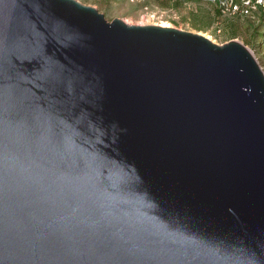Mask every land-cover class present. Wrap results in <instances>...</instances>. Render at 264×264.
Returning a JSON list of instances; mask_svg holds the SVG:
<instances>
[{
  "label": "water",
  "instance_id": "95a60500",
  "mask_svg": "<svg viewBox=\"0 0 264 264\" xmlns=\"http://www.w3.org/2000/svg\"><path fill=\"white\" fill-rule=\"evenodd\" d=\"M0 264H264L251 48L0 0Z\"/></svg>",
  "mask_w": 264,
  "mask_h": 264
},
{
  "label": "rangeland",
  "instance_id": "374dc122",
  "mask_svg": "<svg viewBox=\"0 0 264 264\" xmlns=\"http://www.w3.org/2000/svg\"><path fill=\"white\" fill-rule=\"evenodd\" d=\"M97 7L108 20L121 17L129 23H161L205 33L222 43L236 38L245 43L258 57L264 69V21L252 23L249 20L222 21V30L215 28L213 14L205 2L198 3V12L181 8V16H175L167 8L171 0H80Z\"/></svg>",
  "mask_w": 264,
  "mask_h": 264
},
{
  "label": "built area",
  "instance_id": "2783aa9c",
  "mask_svg": "<svg viewBox=\"0 0 264 264\" xmlns=\"http://www.w3.org/2000/svg\"><path fill=\"white\" fill-rule=\"evenodd\" d=\"M197 2L207 4L213 14L215 24L213 26L218 31L222 30L223 20H249L256 24L264 21V0H171L167 11L182 17L184 14L181 13V8L184 7L186 11H192L195 14L199 10Z\"/></svg>",
  "mask_w": 264,
  "mask_h": 264
}]
</instances>
